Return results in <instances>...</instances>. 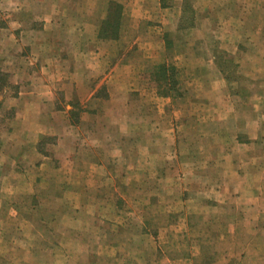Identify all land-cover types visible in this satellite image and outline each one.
I'll use <instances>...</instances> for the list:
<instances>
[{"label": "rangeland", "instance_id": "1", "mask_svg": "<svg viewBox=\"0 0 264 264\" xmlns=\"http://www.w3.org/2000/svg\"><path fill=\"white\" fill-rule=\"evenodd\" d=\"M71 4L73 21L83 30L88 24L86 29L92 32L90 40L79 46V52L85 49V59L91 58V101L102 100L107 108L105 117L80 130L107 133L102 148L108 169L87 171L91 196L100 200L69 203L63 192V212L71 217L64 215L67 218L60 219L64 225L57 226L56 209H62L64 200L55 203L52 182L58 177L67 184L71 175L65 169L55 170V147H63L56 146L54 134L45 135L37 145L44 154V170L29 174L39 187H27L25 203L19 199L25 189L19 172L8 175L11 202L6 206L8 218L0 217V264H91L95 259L92 264H99L100 258L113 259V251L106 255L98 249L97 228L105 210L109 215L125 213L108 219L120 228H162L169 222L177 230L168 251L173 260L230 264L227 258H236V264H260L257 259L245 261L240 248L225 249L227 235L221 250L213 251L211 226L216 221L212 218V224L211 213L250 211L244 198H252L251 213L264 210V162L254 161L250 146L244 145L243 134L252 135L253 129L236 125L247 117L253 121L264 116V0H72ZM88 9L91 19L85 24ZM7 21L0 13L1 29L10 28ZM20 29L11 27L12 38H0V135L13 117L11 104L20 87L28 85L27 75L19 74L25 65L22 59L30 52L19 39ZM62 45L58 43L60 50ZM9 54L15 59L8 60ZM171 85L173 89L166 91ZM54 98L56 109L72 126L70 132L78 133L84 109H89L87 116L96 110L91 103L85 108L75 103L65 107L61 92ZM96 144L92 141L89 148ZM262 238L255 237L258 243ZM242 239L238 236L237 242ZM121 256L126 259L125 252Z\"/></svg>", "mask_w": 264, "mask_h": 264}, {"label": "crops", "instance_id": "2", "mask_svg": "<svg viewBox=\"0 0 264 264\" xmlns=\"http://www.w3.org/2000/svg\"><path fill=\"white\" fill-rule=\"evenodd\" d=\"M58 1L0 0V13L3 14L4 20H8L6 26L10 27L8 30L0 28V38H12L11 27L21 28L19 31L21 38L19 39L25 43V46L29 47L30 51L22 59L25 61V65L19 71V74L27 75L28 85L20 87L17 98L11 104L15 107L13 117L9 119L7 129L0 135V205L3 206L0 210V217L3 220L8 218V210L10 209V207L6 209V206L11 202L12 188L8 177L11 172H19V183L25 187L23 193H19L20 201L26 202L28 186L39 187L36 183L37 178L31 181L29 174L35 173L37 175L38 171L44 167V154L38 150L37 145L38 140L45 135L52 133L57 136L56 146L63 147V149L57 150L55 147L53 158L58 162L55 165V170L65 169L71 175L68 177L67 184L58 177H55L52 182L55 187V203L61 199L64 200L61 195L63 192L67 193L69 203L76 201L79 204L98 202L100 197L91 196V184L90 178L87 179L89 175L87 171H102L103 169L106 171L108 169L106 150L102 148L104 145L102 139L107 136L106 131L104 129L80 131L88 123L98 122L99 117H105L107 112L104 101L101 100V103L97 102L96 104L91 101L90 77L93 75L91 58L85 59V49L79 52V46L90 40L92 32L89 34L88 29H86L89 27L88 24L84 26L85 29L83 30V28H79L80 23L73 21L72 16L74 19L76 17L70 12L73 9L72 0ZM90 19L91 15L88 9L84 19L85 24ZM263 23L261 26H264ZM57 27H60L61 30H57ZM60 35H65V37L60 38ZM61 41L62 50L58 48V43ZM103 41L113 40L103 39ZM7 58L12 61L15 56L9 54ZM30 65L37 67L32 69ZM56 92L62 93L64 101L68 103L65 107L75 103L85 108L86 104L91 103L92 108L96 109L93 116H87L86 112H89V109H84L83 116L76 127L78 133L67 131L72 126L69 125L67 119L61 116L62 112L56 109L54 98ZM253 123H258V127H251ZM236 125L238 128L250 127L253 129L252 135L248 132L243 134L246 135L245 142H247L244 145L250 146V156H254V161L262 164L264 162V116L253 121L247 117V119L237 121ZM99 126L102 127V125ZM253 126L256 125L253 124ZM238 128L236 130H239ZM237 132L233 133L234 139L237 137ZM229 137H231L230 134ZM87 139L88 142H86ZM92 141L97 144L93 146L94 148H89ZM262 171H264V166H261ZM80 174H84V176L78 179ZM231 200L228 203H234V200ZM65 204L64 200L62 209L59 207L56 209L57 226L64 225L60 223L61 218L64 220L67 218L66 216L71 217L63 212ZM243 204L249 207L250 211H255V206L253 208L251 206L253 204L252 198L251 200L244 198ZM250 211L244 209L239 212L218 211L216 214L211 213V219L215 218L216 221L214 224L212 219V224H214L211 226L214 237L212 249L219 252L221 240L224 235H227L229 247L225 249L232 251L240 248L242 250L240 253H243L245 261L250 263L251 259L253 261L257 259L260 264H264V210L256 215ZM199 214L203 215L200 212ZM100 215L103 222L101 221L100 227L97 228L98 249L102 252L107 251L106 255H109L107 254L109 251H113L112 256L115 255L113 259L100 258L99 264H195L191 259L173 260L169 256L168 251H171L173 247L172 238L177 231L169 222H166L162 228H138L137 226L120 228L111 220L109 222L108 219L109 217H120L125 213L115 211L109 215L105 210ZM131 215L133 216V214ZM168 215L172 214L166 215L170 218L171 216ZM219 218L223 224L219 222ZM202 219L204 220L205 217ZM180 228L178 229L180 230ZM63 229L65 228L63 227L61 230ZM160 230L163 235H160ZM240 235L243 236L241 244L237 242ZM258 235L263 237L259 243L255 239ZM252 236L255 237L252 238ZM146 237L147 239H145ZM235 244L236 248L234 247ZM123 252L126 253V259L121 256ZM128 252L130 253L129 257H127ZM218 257L219 254L216 258ZM95 260L91 261V264L96 262ZM227 260L230 264H236L237 261L236 258L234 261L229 258Z\"/></svg>", "mask_w": 264, "mask_h": 264}, {"label": "trees", "instance_id": "3", "mask_svg": "<svg viewBox=\"0 0 264 264\" xmlns=\"http://www.w3.org/2000/svg\"><path fill=\"white\" fill-rule=\"evenodd\" d=\"M106 23H108V21L106 22ZM3 76V75H2ZM3 78H4V76H3ZM173 89V85H171V86H169V87H166V91H171Z\"/></svg>", "mask_w": 264, "mask_h": 264}]
</instances>
